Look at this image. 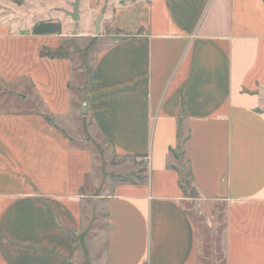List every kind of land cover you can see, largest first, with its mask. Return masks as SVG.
I'll use <instances>...</instances> for the list:
<instances>
[{
	"label": "crops",
	"instance_id": "1",
	"mask_svg": "<svg viewBox=\"0 0 264 264\" xmlns=\"http://www.w3.org/2000/svg\"><path fill=\"white\" fill-rule=\"evenodd\" d=\"M75 2L0 0V264H207L185 168L226 264H264V0ZM83 125L144 176L107 178Z\"/></svg>",
	"mask_w": 264,
	"mask_h": 264
},
{
	"label": "rangeland",
	"instance_id": "2",
	"mask_svg": "<svg viewBox=\"0 0 264 264\" xmlns=\"http://www.w3.org/2000/svg\"><path fill=\"white\" fill-rule=\"evenodd\" d=\"M0 7H4L3 5H0ZM100 33V31H99ZM105 42H108L105 40ZM99 43L101 42V39L99 40ZM95 44L92 45L90 43H84V44H73L71 42H67L63 45V48L61 49L67 56H71L78 66H83L85 69V66L87 65L88 68L90 66V55L93 52ZM99 47V46H97ZM86 50L90 51L88 53L87 59L81 54L86 53ZM81 56V57H80ZM82 58V59H81ZM86 61V62H85ZM88 69L85 70V72L81 75L79 80L84 85L86 80V75L88 74ZM29 87V86H28ZM27 95H30L31 98H33L32 103L27 104H18L17 106H11L16 107L18 109H32L35 108L36 110H41L40 106V100L38 97L35 96L32 89L29 87L27 91H25ZM4 97V94L3 96ZM3 100V99H2ZM7 109V107H6ZM81 132L86 133L85 137L82 141L76 142L78 145H82L83 147L91 148L93 151H95V154H97V158L100 160H103L105 163L104 167V173L106 174V177L111 179L112 182L121 181L122 179H127L130 181L138 180L139 178L144 176V168L142 166L135 165V159H121L115 155V153L112 152V147L107 142H102L100 137H94L90 136V132H92V129L88 125L81 126ZM81 143V144H80ZM183 159V158H182ZM183 183L185 184V191L187 197L193 198L194 201H192L189 204V207L192 208L193 214L195 217V220L197 221V224L200 226L201 234L203 237V240L205 241V249L207 248V251L205 254L202 255L203 259L205 260V263L207 264H226L225 254H226V248L225 245V231H224V223H225V214L226 209L223 206L216 207L213 211V215L215 217L214 223L215 225H207L205 223V217L201 215L197 210H195L194 205H196L197 201L199 200V192L197 189L193 186L190 176L188 175L187 169H184V175H183Z\"/></svg>",
	"mask_w": 264,
	"mask_h": 264
},
{
	"label": "water",
	"instance_id": "3",
	"mask_svg": "<svg viewBox=\"0 0 264 264\" xmlns=\"http://www.w3.org/2000/svg\"><path fill=\"white\" fill-rule=\"evenodd\" d=\"M79 3H80V0H76V2L74 4V11L71 14L72 18L76 21L79 20ZM97 28H98V32H99V30H100L99 24L97 25Z\"/></svg>",
	"mask_w": 264,
	"mask_h": 264
},
{
	"label": "trees",
	"instance_id": "4",
	"mask_svg": "<svg viewBox=\"0 0 264 264\" xmlns=\"http://www.w3.org/2000/svg\"><path fill=\"white\" fill-rule=\"evenodd\" d=\"M47 55L51 57H67V55L62 50H56L53 52H48Z\"/></svg>",
	"mask_w": 264,
	"mask_h": 264
}]
</instances>
